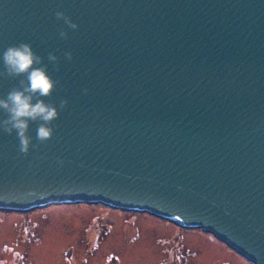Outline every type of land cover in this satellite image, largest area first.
Wrapping results in <instances>:
<instances>
[{"label":"water","instance_id":"obj_1","mask_svg":"<svg viewBox=\"0 0 264 264\" xmlns=\"http://www.w3.org/2000/svg\"><path fill=\"white\" fill-rule=\"evenodd\" d=\"M76 203L264 264V0H0V211Z\"/></svg>","mask_w":264,"mask_h":264},{"label":"rangeland","instance_id":"obj_2","mask_svg":"<svg viewBox=\"0 0 264 264\" xmlns=\"http://www.w3.org/2000/svg\"><path fill=\"white\" fill-rule=\"evenodd\" d=\"M0 264H254L201 229L103 204L0 211Z\"/></svg>","mask_w":264,"mask_h":264}]
</instances>
